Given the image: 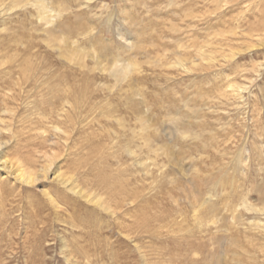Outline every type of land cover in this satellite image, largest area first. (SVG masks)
Returning <instances> with one entry per match:
<instances>
[{
    "label": "rangeland",
    "instance_id": "rangeland-1",
    "mask_svg": "<svg viewBox=\"0 0 264 264\" xmlns=\"http://www.w3.org/2000/svg\"><path fill=\"white\" fill-rule=\"evenodd\" d=\"M0 142V264H264V0H0Z\"/></svg>",
    "mask_w": 264,
    "mask_h": 264
},
{
    "label": "bare ground",
    "instance_id": "bare-ground-1",
    "mask_svg": "<svg viewBox=\"0 0 264 264\" xmlns=\"http://www.w3.org/2000/svg\"><path fill=\"white\" fill-rule=\"evenodd\" d=\"M260 41H259V43H261ZM261 46H263V44H261ZM254 47H259V46H254ZM262 69H263V67H262ZM65 134L67 135V133H65ZM1 142H0V178H1V176H7L8 178H13L14 177L13 179H14L15 183L21 185L22 187L23 186H26V187H36L40 183V181L42 179H47L49 173L50 174L53 173L52 167H50L48 169V173L47 174H44V175H40V173L38 174L36 172V170L34 171V170L28 169L23 164V161H21L19 159H16V158L8 157V154H9L8 150L10 148H8L9 146L7 144L1 143ZM43 182H44V180H43ZM41 183H42V181H41ZM69 185H71L72 187H75L76 190L78 189V185H76V182L74 183V180H72V179L69 181ZM0 191H1V189H0ZM75 192H77V191H75ZM80 193H82V192L80 191ZM50 199H49L50 202L52 201V203H54L55 205H57V207H59V205L57 204L56 199H54L52 197H50ZM96 201H98L97 203L103 202L101 198L100 199H97Z\"/></svg>",
    "mask_w": 264,
    "mask_h": 264
}]
</instances>
